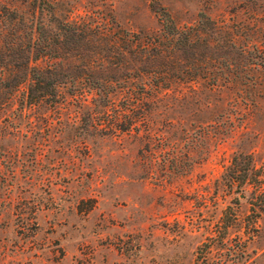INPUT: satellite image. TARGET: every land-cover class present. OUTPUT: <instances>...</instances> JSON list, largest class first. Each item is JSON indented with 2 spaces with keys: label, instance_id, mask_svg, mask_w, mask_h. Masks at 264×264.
<instances>
[{
  "label": "rangeland",
  "instance_id": "obj_1",
  "mask_svg": "<svg viewBox=\"0 0 264 264\" xmlns=\"http://www.w3.org/2000/svg\"><path fill=\"white\" fill-rule=\"evenodd\" d=\"M31 1L0 5L26 15ZM48 1L59 20L139 35L160 34L162 9L179 27L202 12L264 55V0ZM250 74L172 85L147 131L87 127L92 96L68 86L54 104L18 93L0 109V264H264L256 185L235 190L224 176L240 154L264 178V69Z\"/></svg>",
  "mask_w": 264,
  "mask_h": 264
},
{
  "label": "trees",
  "instance_id": "obj_2",
  "mask_svg": "<svg viewBox=\"0 0 264 264\" xmlns=\"http://www.w3.org/2000/svg\"><path fill=\"white\" fill-rule=\"evenodd\" d=\"M27 8L25 15L19 5H0V109L18 93L28 105L57 103L60 89L68 86L72 95L92 96L87 127L147 131L151 104L172 85L198 80L210 88L255 83L250 73L264 69L261 48L254 44L253 52L247 49L227 23L202 12L193 24L179 27L162 9L160 34L139 35L59 20L48 0H32ZM91 114L96 123L90 122ZM239 155L226 169L227 184L240 190L254 183L252 204L262 209L264 178L249 155L243 162ZM225 217L224 212L223 221ZM224 224L226 230L231 221Z\"/></svg>",
  "mask_w": 264,
  "mask_h": 264
}]
</instances>
